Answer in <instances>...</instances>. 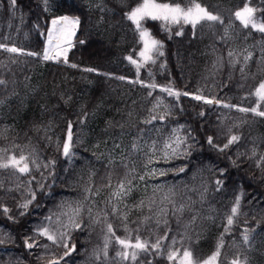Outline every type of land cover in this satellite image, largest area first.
<instances>
[{"label": "trees", "instance_id": "trees-1", "mask_svg": "<svg viewBox=\"0 0 264 264\" xmlns=\"http://www.w3.org/2000/svg\"><path fill=\"white\" fill-rule=\"evenodd\" d=\"M137 2L124 0L122 6L121 0H101L98 7H91L84 0H48L49 11H45L43 0H17L15 9L10 0H0V43L25 52H43L45 35L40 33L46 32L52 18L67 15L80 19L68 51V64L0 50V79L7 82L0 85V122L14 124L9 130H0V149L17 155L20 150L31 153L41 165L31 173L35 180L30 187L36 199L23 216L17 205L28 198L27 182L31 176L0 170L5 189L20 185L11 192L0 189V204L10 209L8 214L0 209V239L5 240L0 244V264H47L53 256H60L64 249L39 237L35 230L42 226L57 228L56 217L68 208L72 198L77 199V192L83 193L79 197L82 203L75 207L83 206L82 218L89 226L71 232L76 250L61 264H130L113 259L118 247L115 244L109 247L107 261L103 257L100 261L95 259V253L103 247L104 213L108 214L106 222L113 224L116 235L125 236L127 224L130 230L139 228L143 237L154 239L165 232L163 224L157 227L155 223L156 219H165L158 215L161 208L168 210L166 218L171 228L169 239L164 242L165 252L142 255L140 260L169 264L166 250L171 239L180 240L185 235L183 224L193 214L198 219L187 231L184 244L191 245L195 255L203 259L214 251L224 231L225 217L241 193L239 215L230 234L224 236L221 261L227 264L239 253L241 259L247 257L248 264H264V161H260L264 156V118L207 105L188 96L177 101L159 88L131 83L137 79V73L127 57L140 61L143 44L134 25L124 18V12ZM199 2L221 14L224 24L213 28L198 25L195 31L184 25L183 34L177 36L180 26L165 31L161 22L146 21L144 26L162 42L164 54L154 55L155 63L142 67L139 79L161 86L170 84L189 93L200 90L204 96L216 97L223 103L250 107L254 100L245 97L264 80V34L244 29L232 16L245 0ZM250 2L251 6L264 8L262 0ZM256 15L264 17V12L258 11ZM225 28L228 36L221 39ZM243 46L249 49L246 54L253 53L252 59L245 65L242 58H237L240 62L233 67L227 54ZM218 59L220 63L214 68ZM88 68L96 71H85ZM121 76L126 79H117ZM201 112L203 116L199 115ZM153 115L157 119L144 123ZM160 116L165 118L161 120ZM69 121L73 123L70 158L64 157L57 147L66 138ZM174 129L187 141L179 156L163 164L164 175L138 182L142 176L138 151L155 131H161L162 138ZM233 134L241 139L223 152L207 143V137L212 136L213 144L222 147ZM133 145L137 147L134 149ZM108 150L116 154L108 157ZM49 161L55 164L44 168ZM181 168L183 172L179 171ZM217 179L223 181L222 185H216ZM121 180L131 182V191L115 206L117 211L113 214L110 201ZM166 196L177 204L190 205L191 211H185L181 224L172 215V204ZM88 209L102 220L100 224L90 223ZM50 215L51 222L45 219ZM147 217L152 219L145 222ZM245 229L249 230V245L242 240ZM29 237L49 248L27 249L24 241ZM197 238L198 242L193 243Z\"/></svg>", "mask_w": 264, "mask_h": 264}, {"label": "snow or ice", "instance_id": "snow-or-ice-1", "mask_svg": "<svg viewBox=\"0 0 264 264\" xmlns=\"http://www.w3.org/2000/svg\"><path fill=\"white\" fill-rule=\"evenodd\" d=\"M17 0H10V5L13 9L16 7ZM45 5V11H49L47 5L48 0H43ZM122 6L124 5V0H121ZM264 3V0H262ZM103 10V9H102ZM264 12V8H257L251 6L250 0H245L242 7L238 8L232 13V16L236 21L239 22L240 26L244 29H251L261 34H264V17H257V12ZM124 18L134 25V30L138 33L139 41L143 44V48L139 52L140 61L133 59L131 56L127 57L130 63L135 65L137 79L135 81H130L131 83H139L143 87H147L150 89L159 88L161 92L167 93L168 96L173 97L175 100L179 101L181 96H191L193 100L203 102L207 105H218L225 108H233L238 112L244 114H252L256 117L264 118V80H261L258 85L254 87V89L248 93V96L245 99L253 98L254 102L250 107H244L241 105H234L223 103L221 100L216 97H206L203 93L198 90V93H189L186 91H180L174 89L170 84L167 86L157 85L155 82L145 83L144 81L139 79L140 70L147 63H155L154 55L162 56L164 53L162 51L163 44L161 41L155 39L148 28H146V21H159L161 22V27L165 31H171V26H180V30H178L175 35L180 36L183 34V26L190 25L193 31L197 28L198 25L203 26L207 25L209 28H213L214 25H223L224 19L218 12L210 11L209 8L199 2V0H187V3H181L180 0H138V2L130 7L127 11L124 12ZM50 27L46 30V32L41 31V35H46V46L43 49L42 54L36 52H25L24 49L18 48L16 46H8L7 44L0 43V50L17 54V55H27V56H41L44 61L53 60L56 62H62L68 64V51L73 46V37H75L77 29L80 25L79 17H70L67 15L59 16L52 18L50 21ZM37 29L40 28V25H36ZM228 36V29H224V39ZM80 43H84V41H80ZM228 57L231 58L229 63L235 67L237 63H239V59L236 58V54L232 51L228 52ZM253 53L247 52L246 55L243 56L244 64L247 65V62L252 59ZM220 63V59H218L217 63L213 65L214 68L217 67V64ZM70 67H77L75 64H70ZM163 67V65H161ZM85 71L93 72L96 69L88 68ZM241 73L244 72V68L240 69ZM151 75V72H149ZM117 79L124 80L125 77H117ZM6 81L4 79H0V85H6ZM149 96L152 95L151 92L148 93ZM2 102V101H0ZM161 101H157V106ZM170 114V113H169ZM85 117L87 113L84 114ZM199 115L203 116L204 113L201 112ZM165 117L160 116L159 119L163 120ZM157 119V116L153 115L150 119L145 120L144 123L150 124L153 120ZM83 119L80 120V123H83ZM183 127V126H181ZM73 123L71 121L67 124L66 138L63 140L62 144H58V150L62 151V155L64 157L70 158L73 148ZM177 129H174L173 132H177ZM50 139V138H49ZM241 137L239 135H230L227 142L222 146H216L213 144V137H207V143L211 146L217 147L219 151L223 152L228 149L232 144L237 143ZM186 138H182L179 135H176L170 141L165 142L164 144V160L167 161L170 157H176L180 154V149L182 146L186 144ZM19 147V146H17ZM137 146L133 145L135 149ZM190 147V146H189ZM153 149H155V144H153ZM255 155V152H253ZM260 161H264V156L260 157ZM151 162V161H150ZM55 161H49L44 164V168H48L50 165H54ZM259 167V162L257 164ZM41 165L37 162L36 158L32 157V154H25L23 150H20L17 155L15 152L8 153L7 149H0V170H11L12 175L19 174V176H31L33 168L39 170ZM179 171L183 172L184 169L181 168ZM164 175V172L160 173ZM43 175V173H42ZM52 175V173H49ZM220 175H224V170H220ZM141 180L144 179L143 176L140 177ZM32 180H35L34 176L28 180L29 187L27 188L28 198L23 202L17 205L19 209L22 211L20 215H25L29 205L36 199V193L30 187ZM130 181L126 182L121 180L117 185V189L113 192V196L122 199L124 196H127L131 191ZM217 186L222 185L223 181L217 179L215 181ZM42 189L43 184L39 185ZM20 187L19 184L16 185V189ZM0 189H4L8 192L14 191L16 189L7 188L5 189L4 183L0 181ZM219 190V187L217 188ZM86 192H90V189H86ZM174 195V193H173ZM243 193L236 197L234 205L231 207L230 214L225 217V225L224 231L220 234L217 239V243L214 251L208 255L207 257L200 259L198 258L191 245L185 246L184 240L187 235V231L192 228L193 225L196 224L198 219L196 214H193L189 221L183 224L185 229V235H182L180 240H177L175 237L171 239V242L166 250V259L169 261V264H222L221 256L222 249L225 247V234H230L231 228L235 223V218L239 215V207L240 200L242 198ZM203 198V197H202ZM85 199H88L85 196ZM166 200L170 204H172V215L176 217L177 224H181V217L184 215L185 211H191L190 205L187 203H179L177 204L174 200L170 199L168 196L165 197ZM0 209H2L4 214H8L10 209L0 204ZM84 211L83 206H77L72 209V213L65 212L62 215L67 216V222L61 223L59 217H57L56 222L59 225L57 228L53 229L49 226H42L35 230L36 235L39 237L46 238L51 242L52 245H55L58 248H63V253L56 257L53 256L47 264H61V261H65V258L70 257L73 252L76 250L75 243H72L71 232L80 230L83 231L88 224H85L82 218V212ZM117 211L115 205L113 206V214ZM88 217L90 223L92 225L100 224L102 220L98 217H94L92 215V210L88 209ZM107 213H104V235H103V247L99 248L95 253V259L97 261L101 260V257L105 261L108 260L109 257V247L113 244L117 245V250L115 252V257L113 259H118V262H130V264H152V261L149 259L146 262L140 260L141 256H152V255H161L164 254V242L169 239L168 232L171 230L169 226V221L166 218L168 216V210L166 208H161L158 215L165 217V219H156L155 223L157 227H160L161 224L165 226V232L163 235H157L153 239L152 236L143 237L140 234V229L136 228L135 230H130L125 224L124 229L126 235L121 237L116 235V231L113 227L112 223H108L107 221ZM12 219L11 216L8 217ZM123 220H127L126 216L121 217ZM45 219L49 222L52 221L53 217L50 215L45 217ZM152 219L151 217L145 218V222L147 220ZM211 219V217H209ZM134 233V234H133ZM188 240H192L191 236H187ZM242 240L245 245H249L250 243V234L249 230L245 229L242 233ZM198 242V238L193 243ZM5 240L0 239V244H4ZM25 247L27 249H32L33 247L41 246L45 249L49 248L48 244L39 245V242L31 237L26 238L24 241ZM180 245L177 247V245ZM41 259H43L41 257ZM227 264H248V259L245 256L241 259L240 254H236L233 258L227 260Z\"/></svg>", "mask_w": 264, "mask_h": 264}, {"label": "rangeland", "instance_id": "rangeland-1", "mask_svg": "<svg viewBox=\"0 0 264 264\" xmlns=\"http://www.w3.org/2000/svg\"><path fill=\"white\" fill-rule=\"evenodd\" d=\"M84 1L86 2L87 5H89L91 7H98L100 2H101V0H84ZM50 26L51 25L49 22L48 28ZM45 37H46V35H45ZM45 37H44V40L46 39ZM247 50H249V49L244 47V46L243 47H235L234 53L236 54V58H242L243 59V56L246 54ZM62 59L63 58H61V62H62ZM49 61L50 62H56L53 60H49ZM188 97L191 98V96H188ZM13 126H14V124H10L9 122H3V121L0 122V130L1 129L2 130H9V129L13 128ZM160 135H161V131H155L152 134L151 139L146 141L144 143V145L141 147V149L138 151L140 157L142 158V176L144 177L143 180H139L138 182H140V181L143 182L145 179L150 180V179H154L156 177H160V176H162L160 173L164 172L163 164L166 162L163 158V156H164V144H165V142L173 139L177 135V133L176 132L174 133L173 131H171L168 134H166L165 136H163L162 138H160ZM153 144H155V149H153ZM180 153H181V149H180ZM105 154L108 157L114 156L116 154V151L108 150ZM178 156L179 155H177L176 157H178ZM171 158H174V157H170L169 159H171ZM115 191L116 190H114V192ZM77 194H78L77 199L72 198L70 200V204H69L68 208L65 209L64 211H62L60 214H58L57 217H59V220L61 223L67 222V216L62 215V213L67 212L70 215L72 213V209L75 208V205L82 203V199L79 197L82 196L83 193L77 192ZM111 199L112 200L110 202L113 205H115V206L120 205L121 199L114 197L113 194H112ZM57 217H56V219H57Z\"/></svg>", "mask_w": 264, "mask_h": 264}, {"label": "bare ground", "instance_id": "bare-ground-1", "mask_svg": "<svg viewBox=\"0 0 264 264\" xmlns=\"http://www.w3.org/2000/svg\"><path fill=\"white\" fill-rule=\"evenodd\" d=\"M45 38H46V37H45ZM45 46H46V39H45V41H44V48H45ZM44 48H43V49H44Z\"/></svg>", "mask_w": 264, "mask_h": 264}]
</instances>
